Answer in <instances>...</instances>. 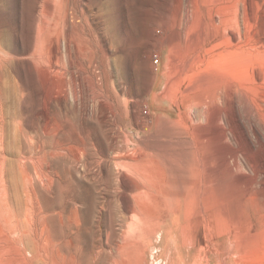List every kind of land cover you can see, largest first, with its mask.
Wrapping results in <instances>:
<instances>
[{"label":"rangeland","instance_id":"1","mask_svg":"<svg viewBox=\"0 0 264 264\" xmlns=\"http://www.w3.org/2000/svg\"><path fill=\"white\" fill-rule=\"evenodd\" d=\"M0 264H264V0H0Z\"/></svg>","mask_w":264,"mask_h":264},{"label":"bare ground","instance_id":"2","mask_svg":"<svg viewBox=\"0 0 264 264\" xmlns=\"http://www.w3.org/2000/svg\"><path fill=\"white\" fill-rule=\"evenodd\" d=\"M137 225V224H136ZM136 225H130L129 226V231H136V232H138L139 234L141 233V231H142V229H143V227H141L140 229H137V227H135ZM144 230H145V228H144ZM158 230V229H157ZM157 232V231H156ZM122 249H121V247H120V249H119V252L121 251ZM128 252H129V250H128ZM121 254V253H120Z\"/></svg>","mask_w":264,"mask_h":264}]
</instances>
